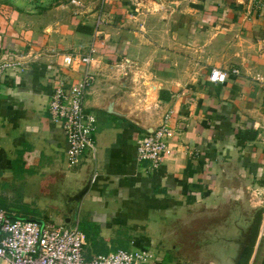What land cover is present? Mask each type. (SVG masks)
<instances>
[{"label": "crops", "instance_id": "1", "mask_svg": "<svg viewBox=\"0 0 264 264\" xmlns=\"http://www.w3.org/2000/svg\"><path fill=\"white\" fill-rule=\"evenodd\" d=\"M75 1L80 6L40 9L0 1V61L20 63L0 82V173L17 167L50 196L57 183L74 177L78 184L92 170L75 217L96 231L88 238L80 232L98 253L124 232H134L130 245L142 248L149 240L136 233L157 229V216L209 217L234 204L228 195L260 193L264 0H159L157 8L152 0ZM67 54L93 58L84 99L95 119L93 148L73 168L48 114L57 80L77 82L85 70L78 58L65 69ZM212 69L239 74L213 84ZM168 113V152L152 170L136 159L137 142L148 134L138 125L155 128ZM65 218L52 223L65 226ZM71 225L78 228L75 219ZM249 264H264V212Z\"/></svg>", "mask_w": 264, "mask_h": 264}, {"label": "built area", "instance_id": "2", "mask_svg": "<svg viewBox=\"0 0 264 264\" xmlns=\"http://www.w3.org/2000/svg\"><path fill=\"white\" fill-rule=\"evenodd\" d=\"M111 0H100V6ZM72 4L80 6L72 0ZM76 58L85 66L81 79L67 84L60 78L54 85L48 103V114L51 122L57 125L65 136L67 165L75 167L83 152L93 148L92 134L95 119L86 114L84 99L93 77L89 67L93 61L91 54L63 56L65 69H72ZM20 65L19 61L4 60L0 62V82L4 75ZM238 70L231 72L212 69L209 81L223 84L229 75H238ZM170 114H165L161 125L153 134H147L137 142L136 159L148 162L152 170L157 169L168 152ZM157 259L144 249L134 251L118 249L98 254L90 259L84 257V241L82 233L76 226H60L47 222L19 219L0 209V264H157Z\"/></svg>", "mask_w": 264, "mask_h": 264}, {"label": "rangeland", "instance_id": "3", "mask_svg": "<svg viewBox=\"0 0 264 264\" xmlns=\"http://www.w3.org/2000/svg\"><path fill=\"white\" fill-rule=\"evenodd\" d=\"M0 1H5V3L9 1L11 5L17 4L23 9H33L35 7L40 9L42 7L52 8L61 4H70L72 0ZM16 168L11 173L5 172V177L2 175L3 172L0 173V209L19 219L34 220L41 223L47 221L55 223V216L60 217V214L66 217V196L71 192L75 193L78 186L74 177L70 178L71 182H67V185L66 183H57L52 188L53 190L49 196L48 193H44L41 184L32 185L29 177L26 174L22 175L19 173ZM74 172L70 170L69 174H73ZM69 185H76V188L72 189ZM260 188L262 189L263 187L261 186ZM259 192H253L250 189L243 200L256 206L263 205L264 189ZM228 208L230 209L231 205H228ZM244 210L246 211L247 208H244ZM58 212L59 214L56 215L55 213ZM214 216L210 220L204 218L201 212L192 217L181 215L175 220L173 217L161 219L160 216H157V222L153 225L154 228L158 227L157 229L153 230L148 226V228H144L146 230L138 231L136 235H144V237L148 238V244H144L142 248L148 250L154 258L159 259V264H209V262L220 264L222 260H216L215 258L219 255V251H222V248L217 249L215 256L214 252L210 251V248H212L210 243H213V241L205 237L201 238L204 228L209 226L210 223L214 224L216 219H219L218 215L215 218ZM75 221L79 231L85 237H94L96 235V231L90 229V224L80 219L79 216L75 217ZM133 234L134 232L132 234H128L127 232L119 233L113 242L114 246L102 253L94 252L91 247H85L84 245V257L90 259L92 256L110 253L118 249L134 251L137 248L130 245V239L135 236ZM91 252L94 253L89 254ZM226 255L224 254V256Z\"/></svg>", "mask_w": 264, "mask_h": 264}, {"label": "water", "instance_id": "4", "mask_svg": "<svg viewBox=\"0 0 264 264\" xmlns=\"http://www.w3.org/2000/svg\"><path fill=\"white\" fill-rule=\"evenodd\" d=\"M139 1L143 2L144 0ZM152 1H155V8L160 6L159 0ZM129 115L130 114H120L117 116L131 120ZM163 116L155 128H144L140 125H138V127L142 128L148 134H153L161 125ZM92 173L91 170L82 178V182H78L75 193L71 192L66 196V218L63 221L65 226H72L71 222H74L75 219L77 202H79L80 198L89 190L93 175ZM226 199L227 201H233L234 204H231L230 209L226 207L227 209L214 213V218L218 215L219 219H216L214 224L210 223L209 226L204 228L201 238L205 237L206 239L213 241V243H210L212 245L210 251L214 252L215 256L217 249L222 248V251H219V255L215 258L216 260H222L220 261V264H249L255 249L262 221V214L264 212V204L257 206L249 203L244 204V200L234 194L228 195ZM235 203L237 206H234ZM244 208H247V210L245 211ZM236 214H238V216ZM192 216L193 214L189 217ZM212 216L207 217L203 215L204 218H208L209 220ZM224 254L227 255L224 256ZM212 264H214V262Z\"/></svg>", "mask_w": 264, "mask_h": 264}]
</instances>
